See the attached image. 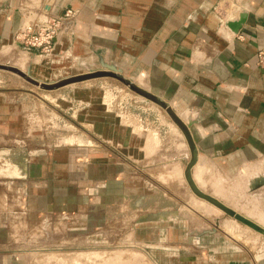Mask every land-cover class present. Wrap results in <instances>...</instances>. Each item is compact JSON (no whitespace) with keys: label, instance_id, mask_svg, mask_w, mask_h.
Here are the masks:
<instances>
[{"label":"rangeland","instance_id":"obj_1","mask_svg":"<svg viewBox=\"0 0 264 264\" xmlns=\"http://www.w3.org/2000/svg\"><path fill=\"white\" fill-rule=\"evenodd\" d=\"M50 1L0 0V64L40 83L0 67V264H264V234L192 189V149L166 107L109 75L42 85L118 70L169 103L104 56L53 59L63 24L51 48L33 46L25 27ZM198 154L197 187L264 227L263 185L236 193L214 165L198 173Z\"/></svg>","mask_w":264,"mask_h":264},{"label":"crops","instance_id":"obj_2","mask_svg":"<svg viewBox=\"0 0 264 264\" xmlns=\"http://www.w3.org/2000/svg\"><path fill=\"white\" fill-rule=\"evenodd\" d=\"M42 10L62 19L53 59L72 51L110 59L181 113L199 174L212 164L215 174L235 179L236 193L263 191L264 69L257 54L264 0H51Z\"/></svg>","mask_w":264,"mask_h":264},{"label":"water","instance_id":"obj_3","mask_svg":"<svg viewBox=\"0 0 264 264\" xmlns=\"http://www.w3.org/2000/svg\"><path fill=\"white\" fill-rule=\"evenodd\" d=\"M239 25V23L237 22H231L230 26L232 28H236ZM1 68H5V69H9L15 72L20 73L21 75L27 77L30 81L40 84L38 81L34 80L33 78L27 76L22 70H20L17 67L14 66H9V65H4V64H0ZM115 68V67H113ZM114 76L117 77L121 80H123L125 83L129 84L130 87L136 91L137 93L153 99L155 102H158L160 104H162L164 107H166V109L168 110V112L172 115L173 119L177 122V124L183 129L188 142L191 146L192 149V160L189 163L187 169H186V176L187 179L192 187V189L194 190V192L203 197L204 199L210 201L211 203H213L214 205H216L217 207L221 208L222 210H224L226 213H228L229 215L235 217L236 219L248 224L249 226L258 229L260 231H263L259 225H257L255 222H253L251 219L247 218L246 216H244L243 214L237 212L235 209L231 208L230 206H228L227 204H225L224 202H222L221 200H219L216 197H213L211 195H208L206 193H204L201 189H199L197 187V185L195 184L193 178L191 177V166L194 164V162L196 161L197 158V147L195 145V142L192 139L191 133H190V129L188 127V125L179 117V115L174 111V109L171 107V105L167 102H163V100L157 96V95H153L151 94L149 91H147L146 89L138 86L137 84H135L133 81H131L129 78L125 77L120 71L118 70H114V71H101V72H92V73H86V74H79V75H75L66 79H63L62 81L55 83V84H42L44 87H57V86H61V85H65L71 82H76V81H80V80H84V79H88V78H93L96 76Z\"/></svg>","mask_w":264,"mask_h":264},{"label":"built area","instance_id":"obj_4","mask_svg":"<svg viewBox=\"0 0 264 264\" xmlns=\"http://www.w3.org/2000/svg\"><path fill=\"white\" fill-rule=\"evenodd\" d=\"M45 12V10H42ZM46 13V12H45ZM71 10H68L66 16H70ZM39 23L32 22L27 27V31L33 39L32 45L48 50L52 47L55 37L59 35L62 19L49 16L47 13L41 14ZM257 64L264 69V48L260 49L257 54Z\"/></svg>","mask_w":264,"mask_h":264},{"label":"bare ground","instance_id":"obj_5","mask_svg":"<svg viewBox=\"0 0 264 264\" xmlns=\"http://www.w3.org/2000/svg\"><path fill=\"white\" fill-rule=\"evenodd\" d=\"M232 208V207H231ZM234 209V208H233ZM259 219V218H258ZM260 221H261V219H260ZM259 224V223H258Z\"/></svg>","mask_w":264,"mask_h":264}]
</instances>
